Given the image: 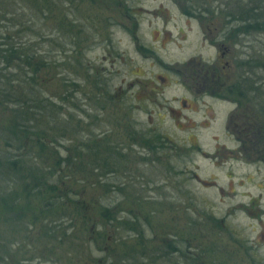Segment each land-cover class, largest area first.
<instances>
[{
    "label": "rangeland",
    "instance_id": "1",
    "mask_svg": "<svg viewBox=\"0 0 264 264\" xmlns=\"http://www.w3.org/2000/svg\"><path fill=\"white\" fill-rule=\"evenodd\" d=\"M47 1L45 10H50L33 19L31 41L51 50L49 59L57 66L43 77L45 93L58 106V113L52 111L50 117L64 123L66 113L72 116L68 131L61 123L57 126L61 130L56 147L62 155L75 156L73 142L116 146L119 168L99 180L94 167H111L104 166L103 158L113 161L108 151L85 153L81 167L75 159L62 172L70 182L61 191L70 188L78 195L71 199L85 203L87 221L55 206L47 220L39 217L27 230L28 220H34L32 214L15 222L14 232L3 226L11 240L18 242L12 245L17 254H11L7 262L264 264V161L257 157L264 153V117L257 114L250 128L252 120L229 119L235 108L211 98L204 92L207 87L197 92L196 84L197 74H211L212 64L215 73H226L224 63L233 60L237 51L246 52L244 58L261 61L262 66L253 70L264 75V33L242 37L244 45L231 46L232 55L223 57L221 47L208 45L223 42L220 33L229 20L227 14L235 13L243 0H181L198 4L192 8L199 14L196 19L181 14L180 5L171 0H128L135 6L140 42L146 46L140 52L124 28L109 26V17L129 26L123 17L125 4L117 6L115 0ZM17 8L28 15L32 9L29 3L24 9ZM76 58L92 67L99 86L74 75L71 66ZM65 79L70 84L67 94ZM74 81L79 86H73ZM103 82L113 100H104L99 90ZM124 111L163 136L165 141L160 142L167 144L164 158L160 151L158 155L143 152L123 132L117 122ZM9 118L5 111L0 113V135ZM80 127L85 133L77 131ZM49 149L56 150L54 146ZM30 202L24 207L29 213L28 205L36 204ZM105 206L111 210L110 217L101 218L100 208ZM127 221L134 222L135 229L123 226Z\"/></svg>",
    "mask_w": 264,
    "mask_h": 264
},
{
    "label": "trees",
    "instance_id": "2",
    "mask_svg": "<svg viewBox=\"0 0 264 264\" xmlns=\"http://www.w3.org/2000/svg\"><path fill=\"white\" fill-rule=\"evenodd\" d=\"M47 2V0H0V113L5 111L10 116L7 126L2 129V131L4 130L3 135H0V144H2L0 146V264H11L12 260L11 262H7V260L10 261L11 254L12 256L17 254L12 245L18 244L16 240H11V237L6 234V230L2 229L3 226L14 232L17 228L15 222L29 218L32 214L34 220L31 218L28 220V227L24 228L27 230L29 226L34 225L37 218L42 217L47 220V217L51 215V209L55 206H63L70 216H79L82 221H87L88 211L85 203L78 199H71L72 195L76 197L78 195L73 193L70 188L66 193L61 191V187L69 185L68 182H70L68 174L64 177L62 172L65 168L69 170L75 159L79 160L78 166L81 167L85 153L90 155L91 151H95L92 152L94 154L108 151L113 161L110 162L109 158H103L104 166L110 165L111 167L103 170L94 167L95 170H98L99 180L103 175L116 174L117 168H119L116 167L115 155L117 152L115 149L118 151L116 146L111 148L112 146L109 144L101 145L102 142L99 141L94 142L93 147H91L92 144L89 145L88 142L83 141L78 146L73 142L75 156H72L71 153L62 155L59 151L60 148L56 147L55 142L59 138L58 131L61 130L57 126H60L61 122L59 118L53 120L50 117L52 111L55 114L58 113V106L45 93L43 77L57 66H53L52 60L49 59L51 50L36 47V43L31 41V37L34 35L33 19L37 17L35 15H39V13L43 15L50 10H45L48 7ZM27 3L33 9L29 15L17 8L23 7L24 9ZM193 6L197 7L198 4ZM236 9L235 13L227 14L229 21L241 26L240 28L246 33H264V0H243L238 3ZM24 18L25 21H23ZM60 20L63 23L66 21L65 17ZM7 23H10L9 26ZM69 25V32L73 35V24L70 21ZM41 36L45 37L44 34ZM51 43L57 48L61 47L58 42ZM80 53L82 51L78 53L79 56ZM71 68L74 75H80L84 82H93L96 87L100 85L101 82L97 80L99 76L92 71V67L79 62L77 58L74 67L71 66ZM89 77L94 79L91 80ZM51 78L54 79L53 76ZM71 83L75 87L79 86L78 82ZM64 84L65 94H67L70 86L68 79H65ZM106 87L103 82V87L99 88L102 90L104 100H113L109 98ZM3 104L6 105L4 108H2ZM123 113L125 115L117 124L122 130L127 131L132 128L134 123H130L129 116L125 111ZM65 116L66 120L61 125L65 127V131H68L70 129L68 123L72 122V116L69 113H66ZM76 129L79 133L85 130L82 127ZM63 136L65 133H60V137ZM131 140L134 141L135 138L133 137ZM50 146H54L56 150L51 151ZM120 156L123 164L124 154L120 152ZM96 157L100 159L97 155ZM28 200L36 203L28 205L29 208H32L30 213L24 208ZM109 212L111 210L106 206L100 208L101 218L110 217ZM114 219L115 216L111 220ZM124 223L123 226H128L131 230L136 227L134 222ZM15 264H19V262L17 261Z\"/></svg>",
    "mask_w": 264,
    "mask_h": 264
},
{
    "label": "flooded vegetation",
    "instance_id": "3",
    "mask_svg": "<svg viewBox=\"0 0 264 264\" xmlns=\"http://www.w3.org/2000/svg\"><path fill=\"white\" fill-rule=\"evenodd\" d=\"M128 0H115L114 4L122 7L125 4V12L123 17L126 18V21L130 22L129 26L126 25L123 20H119L115 17H109V26L124 28L128 36L133 38L136 43V48L140 52L141 50H145L146 46L140 42L139 30L138 27V16L137 12H134L135 6L132 3L127 2ZM174 4L180 5L181 14L185 15L188 18H200L199 14H196L192 8H195L193 5H188L187 3H180L181 0H171ZM187 1V0H186ZM204 2V1H202ZM206 3V2H205ZM182 5V6H181ZM185 5V6H183ZM137 10H141L140 7ZM133 23V25H132ZM224 26L221 27V38L222 43L219 42H209V47L215 49L216 47H221V52L219 55L226 56L232 55L231 46L236 45H244L242 41V37H246L247 35L257 34V33H246L244 32L237 24L226 19L224 22ZM153 52V51H152ZM246 52H236V57L233 60H227L224 64L227 66L226 73H215V66L212 64L210 66L211 74L198 75V83L197 84V92L204 88H209L204 91L209 94L211 98L215 100H219V102L224 103L226 105H232L235 109L229 115V119H240L242 117L246 121H250L249 128L254 126L255 116L259 114L264 117V75L258 74L257 71H254L255 68L261 67V61L259 60H251L244 58ZM156 58V61L162 66L165 65L159 58ZM254 69V70H253ZM172 70V69H171ZM174 70V69H173ZM162 81L165 79L161 77ZM141 86L140 84H136ZM194 88V87H193ZM186 89H189L186 87ZM195 89V88H194ZM193 89V91H194ZM121 92V89L118 90ZM115 95H113L114 97ZM122 102V101H120ZM124 108L130 110L126 104L122 105ZM132 112V110H130ZM130 111H125L130 123H134L131 129L127 131H123L129 138H135L136 144H139L142 148V151H147L148 153L157 154V152H161V156L164 158L165 151L167 148V144L161 143L164 142L165 139L160 138L159 133L155 132L152 128H146L142 123L143 120L140 118L131 117ZM242 112V113H239ZM239 113V114H238ZM161 141V142H160ZM158 157V156H156ZM155 157V158H156ZM259 157L262 161H264V153ZM144 160V159H143ZM264 164V162L262 163ZM253 204V202L250 201ZM248 209V208H247ZM251 212L256 214V211L253 208L248 209Z\"/></svg>",
    "mask_w": 264,
    "mask_h": 264
}]
</instances>
